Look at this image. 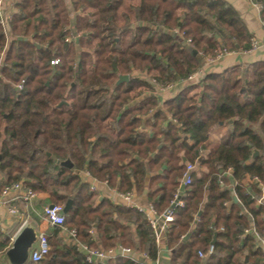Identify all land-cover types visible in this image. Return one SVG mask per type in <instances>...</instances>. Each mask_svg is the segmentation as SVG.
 I'll return each mask as SVG.
<instances>
[{"label": "trees", "instance_id": "trees-1", "mask_svg": "<svg viewBox=\"0 0 264 264\" xmlns=\"http://www.w3.org/2000/svg\"><path fill=\"white\" fill-rule=\"evenodd\" d=\"M15 8L7 33L0 23V194L21 183L52 204L72 200L48 235L49 255L28 264H88L76 241L158 259L147 215L100 198L82 171L145 193L158 216L174 208L162 234L170 264H264L262 190L252 180L264 182V62L205 73L162 105L156 93L203 67L200 53L251 47L237 10L225 0H15ZM120 75L129 81L116 85ZM221 122L224 136L210 141ZM180 151L208 167L183 191ZM68 159L72 168L61 164ZM177 196L183 206H173ZM10 243L0 228V258Z\"/></svg>", "mask_w": 264, "mask_h": 264}, {"label": "built area", "instance_id": "built-area-1", "mask_svg": "<svg viewBox=\"0 0 264 264\" xmlns=\"http://www.w3.org/2000/svg\"><path fill=\"white\" fill-rule=\"evenodd\" d=\"M250 2L256 7V9L259 12L264 11V3L261 0H250ZM12 8H15V0H0V23L4 27L5 32L7 33L9 30L10 22L12 21L14 11ZM261 47L260 42L252 38L251 39V47L247 50L248 53H252L256 50H258ZM233 51H230L226 48H223L219 50L215 56H206L204 53H200L203 57V60L205 64H212L225 55H228L232 53ZM3 56V53L1 54V57ZM59 63L58 59L51 60V64L56 65ZM3 66V60L0 59V68ZM205 70L204 66L199 68L196 72L191 74L187 79L180 80L178 82H168V83H160L158 84V88L160 91H166L174 88L178 84H187V83H193L195 79L199 76H204ZM156 82V80H153ZM18 88H22L21 85L18 86ZM84 176L86 181L89 183V179L92 177L91 174L88 171H82L81 172ZM253 182H255L259 188H261V196L258 198V203L264 205V194H263V187L264 182L259 177H254ZM185 185H188L191 183L190 175L187 173L185 176V179L183 181ZM90 184V183H89ZM90 189L93 191L95 189L94 184H90ZM15 193V197L25 203L26 205H31L33 203V200L36 198V192L32 188H24L21 183H14L12 185L6 186L2 193L0 194V208H6L7 213L9 216H20L22 217V213L19 209V207L15 204H10L7 200V196L11 193ZM133 191H129L126 193L118 192L119 197L123 200L125 205L127 207L135 208L141 212H144L147 215V218L149 222L152 224V226L155 229V237L158 243H162V234L164 230H166L169 226V223H171L174 220V208L168 209L164 214L161 216L157 215L156 209L152 204H149L148 206L143 205H137L134 204L133 201ZM123 203V204H124ZM174 207L176 206H183L184 203L178 199V196L176 198V201L174 202ZM64 204H48L44 207V219L47 220L52 226L55 227H62L66 222V213L64 212ZM28 223V219H24L22 221L21 228ZM5 223L0 217V228L2 231L6 232ZM17 234V233H16ZM7 237L12 240L14 239L15 235ZM72 238L76 236V231L72 230L70 232ZM264 243V242H263ZM78 250L83 253L85 256V260L88 264H108V262L116 258L117 256H123L131 258L132 260L139 261L142 264H158V262L153 261L150 259V257L147 254H140V257L136 255V251H134L130 247H123L119 246L115 249H101V248H93L89 246L88 244L77 242ZM214 251V244H211L209 246V252ZM50 253V244H49V238L46 232L42 231L38 234V243L36 248L32 252L31 261L33 262H41L44 260ZM199 255L201 257H204V254L200 251ZM153 261V263H152ZM155 262V263H154Z\"/></svg>", "mask_w": 264, "mask_h": 264}, {"label": "crops", "instance_id": "crops-1", "mask_svg": "<svg viewBox=\"0 0 264 264\" xmlns=\"http://www.w3.org/2000/svg\"><path fill=\"white\" fill-rule=\"evenodd\" d=\"M229 4H231L237 12L240 14L241 18L243 19L244 23L248 27L249 31L252 33L253 38L257 39L261 47L252 52L248 53L241 52V51H233L232 53L225 55L218 61L212 63V64H205L204 60V70L205 73L210 72H223L225 70H230L235 67H244L245 65H253L258 62H264V20L262 19V13L259 12L256 7L250 2V0H225ZM14 13L16 12V8H12ZM71 18V24H72V16ZM202 79V76L197 77L195 79L194 84H198V82ZM191 84H178L174 88L166 91H158V88L156 93L160 94L161 99V105L164 101L167 99H170L177 95L179 91L186 85ZM145 95H150V93H144ZM223 124H220L218 128L214 129L212 134L210 135V141H219L224 136L227 127L222 126ZM204 156H207V151H202ZM175 162L178 164L179 168L183 172V177L181 179V184H183V181L185 179L186 174L189 175L192 172H207L208 167L205 165H202L201 162H191L184 151H180L176 154ZM81 176L85 179V176L80 173ZM89 183L95 185V189L93 192L98 193L100 195V198L108 197L112 201L116 203H124L123 200L119 197L118 191L115 188H111L107 183L100 182L94 177H91L89 179ZM248 181V180H247ZM250 181V179H249ZM89 184V185H90ZM263 194H264V187H263ZM7 200L10 204H15L19 207L22 217L20 216H9L7 213L6 208H0V217L5 223L6 228V234L9 236H12L16 234L22 226V221L24 219H28V223L33 225L37 232L40 233L42 231L46 232L47 235H52L55 226H52L47 220L44 219L43 213H44V207L48 204H52L47 198L44 197V195H37L36 198L33 200V203L31 205H26L22 201L18 200L15 197V193H11L7 196ZM133 201L134 204L137 205H143L148 206L150 204V201L148 200L145 193L142 195H138L136 192L133 194ZM125 204V203H124ZM136 255L140 257V254L136 252ZM157 260V261H156ZM153 260L158 262V264H170V251L168 250V247L165 245V243H160L159 248V255L158 259ZM152 261V263H153ZM155 263V262H154Z\"/></svg>", "mask_w": 264, "mask_h": 264}, {"label": "water", "instance_id": "water-1", "mask_svg": "<svg viewBox=\"0 0 264 264\" xmlns=\"http://www.w3.org/2000/svg\"><path fill=\"white\" fill-rule=\"evenodd\" d=\"M194 54H197L196 50H193ZM129 75H120L116 82V85L123 81H129ZM231 122V121H229ZM220 124H223L221 122ZM258 152H256L257 154ZM69 168L73 167L72 162L68 159L61 163ZM186 185L181 184L180 190L183 191ZM178 199H180L178 197ZM237 201V198H235ZM175 204H173L174 206ZM53 206V204H51ZM72 207V200H68L64 207V212L69 213ZM38 232L36 228L30 223H26L15 235L14 239L10 243L9 247L2 254L0 261L1 264H28L31 261L33 250L36 248L38 243ZM187 238V237H186Z\"/></svg>", "mask_w": 264, "mask_h": 264}]
</instances>
